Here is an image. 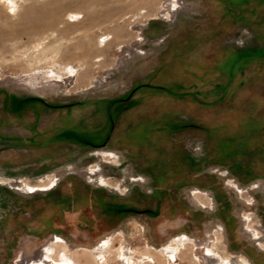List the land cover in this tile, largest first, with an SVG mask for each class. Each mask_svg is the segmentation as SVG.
Listing matches in <instances>:
<instances>
[{
  "label": "rangeland",
  "instance_id": "374dc122",
  "mask_svg": "<svg viewBox=\"0 0 264 264\" xmlns=\"http://www.w3.org/2000/svg\"><path fill=\"white\" fill-rule=\"evenodd\" d=\"M130 92L150 143L128 149L42 143L60 111L25 103ZM32 109L37 132L12 117ZM261 244L264 0H0V264H264Z\"/></svg>",
  "mask_w": 264,
  "mask_h": 264
},
{
  "label": "flooded vegetation",
  "instance_id": "af4514ba",
  "mask_svg": "<svg viewBox=\"0 0 264 264\" xmlns=\"http://www.w3.org/2000/svg\"><path fill=\"white\" fill-rule=\"evenodd\" d=\"M132 96L133 94L130 92L125 97L116 98L112 100V102L107 98H92L89 100L85 99L84 101L81 100L59 105L48 102L42 98L35 97L26 99L27 101H25V103L34 106L41 104L48 107L50 110L60 111V113L53 115L47 122L48 125H46L47 128L45 132L40 135L42 143L45 142L52 144V146L62 145L79 147L82 149H100L110 146L128 149L130 146L141 144L148 145L150 143V133L145 129L146 123L150 124L147 115V118L144 117L145 119H143L145 114L140 116L138 115V118L133 119L131 118V115L129 116L127 114L128 105L126 104L131 102L130 100ZM19 103H21V101H19ZM89 103L92 104V108L87 110L85 107H87ZM21 104H23V102ZM76 106H79L82 109H80V111L78 109H74ZM31 113H33V117L19 114H12V117L17 123L27 126L31 128L30 130L37 132L38 130L36 127L38 126L39 111L37 109H32ZM135 120L139 122V125L142 122L144 123L141 125L143 128L142 134L139 138H137L133 132ZM165 131L166 125H163V130L159 129V136H162ZM15 140L17 143L25 141L32 146L37 144L38 141L35 137H33V134H31V136H23V140L19 138ZM107 154L114 153L108 152ZM115 159L117 160L116 156ZM50 178L51 177H49L48 180L39 179L34 188L48 187L53 181L52 178ZM89 178L90 176L87 178L88 181H90ZM56 180L57 178L54 179L53 186H55ZM138 180L142 181L141 178ZM197 192V194H200V191ZM202 198L204 199V197ZM259 234L261 237V233ZM261 246L264 248V245L261 244ZM207 253L211 254V252ZM241 261L247 262L245 257H242ZM229 262L231 263L233 261L230 260Z\"/></svg>",
  "mask_w": 264,
  "mask_h": 264
},
{
  "label": "bare ground",
  "instance_id": "6f19581e",
  "mask_svg": "<svg viewBox=\"0 0 264 264\" xmlns=\"http://www.w3.org/2000/svg\"><path fill=\"white\" fill-rule=\"evenodd\" d=\"M109 161H111L112 163H117V160L115 159V156H114V154H112V156L110 157V160ZM92 171H95V169L94 170H92ZM51 179V178H50ZM52 180L54 181V179L52 178ZM57 180H58V178H57ZM56 180V181H57ZM89 180L90 181H94V182H96V184L97 185H99V186H101V187H104L105 185L106 186H110L109 185V181L108 180H106L105 178H103V177H100V179H99V181H96V180H94V179H92V177L90 176V178H89ZM52 181V183L48 186V187H46V188H33L32 190H27V188H25L24 189V187L23 188H19V187H15V188H12V189H14V190H16V191H20V192H23V191H26V193H28V194H33V193H36V192H46V191H49V190H51L52 188H54V186H53V182ZM105 184V185H103V184ZM56 185V184H55ZM113 185H115V184H113ZM112 185V186H113ZM255 233H258L257 231H254ZM259 234V233H258ZM260 235V234H259ZM258 235V236H259ZM255 237H257V235L255 236ZM188 241L189 242H191V243H193V241L191 240H189L188 239ZM259 245V244H258ZM212 255L213 254H209V253H207V254H205L204 255V259L206 260V262H207V264H215L216 263V259L215 258H213L212 257ZM46 257V256H45ZM223 261V260H222ZM225 261H226V264L228 263V259H225ZM60 264V263H59ZM228 264H239V263H234V262H229Z\"/></svg>",
  "mask_w": 264,
  "mask_h": 264
},
{
  "label": "trees",
  "instance_id": "16d2710c",
  "mask_svg": "<svg viewBox=\"0 0 264 264\" xmlns=\"http://www.w3.org/2000/svg\"><path fill=\"white\" fill-rule=\"evenodd\" d=\"M220 151H221V154H222L223 157H227V155H228L227 149H225L224 147H222L220 149ZM232 167L236 168V169H231L232 172L233 171H235V172L239 171L240 173H243V172L245 173V167H243L242 164H234Z\"/></svg>",
  "mask_w": 264,
  "mask_h": 264
},
{
  "label": "water",
  "instance_id": "95a60500",
  "mask_svg": "<svg viewBox=\"0 0 264 264\" xmlns=\"http://www.w3.org/2000/svg\"><path fill=\"white\" fill-rule=\"evenodd\" d=\"M133 211L136 213L142 214V213H145L146 211H149V210H133Z\"/></svg>",
  "mask_w": 264,
  "mask_h": 264
},
{
  "label": "crops",
  "instance_id": "0c3cea01",
  "mask_svg": "<svg viewBox=\"0 0 264 264\" xmlns=\"http://www.w3.org/2000/svg\"><path fill=\"white\" fill-rule=\"evenodd\" d=\"M131 118H132V116H131ZM53 189V188H52ZM50 191V190H49ZM56 236H58V235H56ZM60 237V236H59Z\"/></svg>",
  "mask_w": 264,
  "mask_h": 264
}]
</instances>
